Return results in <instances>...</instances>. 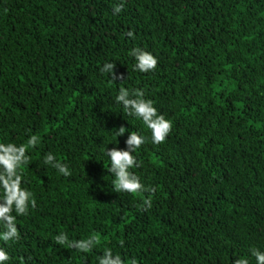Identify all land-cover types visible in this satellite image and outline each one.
<instances>
[{
  "label": "trees",
  "instance_id": "obj_1",
  "mask_svg": "<svg viewBox=\"0 0 264 264\" xmlns=\"http://www.w3.org/2000/svg\"><path fill=\"white\" fill-rule=\"evenodd\" d=\"M0 0V142L38 135L23 169L37 207L17 217L7 264H234L264 251V0ZM132 31L134 39L127 37ZM140 47L155 71L134 70ZM106 62L124 80L100 71ZM143 89L173 127L156 145L115 102ZM123 125L129 131L116 137ZM146 137L131 171L155 193H116L105 151ZM68 165L64 177L46 153ZM151 198L152 207L141 210ZM15 215V213H13ZM101 239L89 253L60 232ZM123 241V246H121ZM31 258L30 260L28 258ZM23 258V259H22Z\"/></svg>",
  "mask_w": 264,
  "mask_h": 264
},
{
  "label": "clouds",
  "instance_id": "obj_2",
  "mask_svg": "<svg viewBox=\"0 0 264 264\" xmlns=\"http://www.w3.org/2000/svg\"><path fill=\"white\" fill-rule=\"evenodd\" d=\"M126 0H119V3L113 6V15L121 13L124 9ZM126 36L134 39L132 31H127ZM135 58L134 70L142 73L155 71L158 66V59L150 52L140 48L133 47L129 53ZM115 64L106 62L100 71L108 73L111 80H124V77L114 72ZM115 102L122 105L128 116L138 118L151 133V142L159 145L166 141L172 130L171 120L166 119L159 114L153 105V101L145 98L143 89H127L120 87L115 97ZM116 137L122 136L129 131L123 125L115 129ZM41 138L38 135H30L26 143L16 144L12 142H0V241L5 245L10 242H19L21 240L20 231L17 227V217L27 216L30 209L37 207V201L34 193L24 186L23 169L31 163L29 151L40 144ZM146 143V137L139 132L130 131L125 140L126 149L111 148L105 151V155L110 160L108 171L114 177L113 191L116 193L143 194L145 192L155 193L154 187H146L139 176L131 171L132 168L140 167L141 162L134 153ZM46 165L56 169L64 177L72 175L68 165L57 160L56 156L48 152L43 158ZM152 207L151 198H145L141 202V210L147 211ZM15 213V215L13 214ZM56 244L64 245L69 249H75L81 253H89L100 245L99 235L93 233L88 237L79 240L69 239L67 233L60 232L54 237ZM123 246V241H121ZM251 257L255 258V264H264V251L252 248ZM11 259L9 253L0 247V264H7ZM23 259V258H22ZM31 259L30 257L28 258ZM98 264H137V260L132 258L125 261L119 253H113L111 248L105 247L103 255L99 256ZM27 264V261L24 262ZM234 264H250L248 258H239Z\"/></svg>",
  "mask_w": 264,
  "mask_h": 264
}]
</instances>
